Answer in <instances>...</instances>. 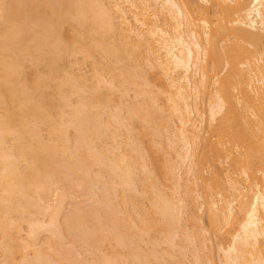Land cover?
Wrapping results in <instances>:
<instances>
[{"label": "bare ground", "instance_id": "obj_1", "mask_svg": "<svg viewBox=\"0 0 264 264\" xmlns=\"http://www.w3.org/2000/svg\"><path fill=\"white\" fill-rule=\"evenodd\" d=\"M203 233L264 264V0H0V264H214Z\"/></svg>", "mask_w": 264, "mask_h": 264}, {"label": "rangeland", "instance_id": "obj_2", "mask_svg": "<svg viewBox=\"0 0 264 264\" xmlns=\"http://www.w3.org/2000/svg\"><path fill=\"white\" fill-rule=\"evenodd\" d=\"M84 70H85V71H89V65L86 64ZM148 73L151 74L152 72L149 71ZM88 75H89V74H88ZM129 95L132 96V95H133V92H132V93H129ZM132 97H133V96H132ZM132 97H129V98H131V99H129V101H128V102L131 103V104L133 103L132 101H134V99H135V98H132ZM135 100H136V99H135ZM207 123H208V122H207ZM207 123L205 122V125H204V126H206ZM137 128H138V127H137ZM137 128H136V130H137ZM140 129H141V130H140ZM140 129H139V131H144V129H142V128H140ZM139 131H137V132H139ZM144 132H145V131H144ZM144 132H141V133H144ZM137 137H138V140H139V139H140L139 136H137ZM135 138H136V137H135ZM136 139H137V138H136ZM152 139H154V143L157 142V143H155L156 146H154V145H155L154 143H151L149 147H150V150H151L152 154L150 153V154H148V155H146V154H144V155H146V156H145L146 159L148 158V166H149V169H152V170H153V174L155 175L156 180L158 179L157 182H158V184L160 183L159 185H160L161 189H165V191L169 193V189H171V187H172V186H171V181H172V180H171V181L168 180V178L171 177V174H170V172H169L170 169L168 170V168L171 166L170 163H173V164H174L173 166H175V168L177 167L176 164L174 163V161H175L176 159H174L175 156L172 158V153H170L172 150H170V151L168 150V152L171 154V156H169L170 159H171L172 161H173V160H174V161L172 162V161L170 160V163H169V164H168V162H166V161L164 162V161H163V157H162V152H160L161 149H160V150L158 149V146H160V145L162 144L161 141H160L159 139H156V140H159V141H155V138H152ZM143 142H146V140L143 141ZM158 142H160V145L157 146ZM141 143H142V142H141ZM141 143H140V144H141ZM164 143H165V142H163V144H164ZM138 144H139V142L137 143V145H138ZM144 144H145V143H144ZM163 144H162V146H163ZM165 144H166V143H165ZM165 144H164V145H165ZM177 145H179V144H177ZM177 145L175 144V147H176L175 150H176V151L179 149V147H177ZM160 147H161V146H160ZM164 147H166V146H163L162 148H164ZM177 148H178V149H177ZM175 150H174V152H175ZM166 151H167V150H166ZM174 152H173V154H175ZM156 159L159 160L158 162H159V167H160V168L157 167V169H161L162 173H160L161 171L155 169L156 165H154L153 160H155V162H156ZM146 162H147V160H146ZM176 163H177V161H176ZM157 165H158V164H157ZM173 166H172V168H173V170H174L175 168H174ZM167 170H168V172H167ZM168 174H170V175H168ZM182 176H184V175H182ZM188 177H189V176H188ZM186 178H187V177H186ZM189 178H191L192 181L194 180V179H192L193 177H189ZM182 179H183V178H182ZM191 180L189 179V181H188V179H187L188 183H190ZM182 181H183V180H182ZM188 183H186V185H187V187H188V186L190 187L191 184L188 185ZM74 189H75V188H72V192H71L72 194L70 193V195H74V196L76 197V196H78V195H76V193L79 194V192H77V190L75 189L76 192L73 194V190H74ZM70 190H71V189H70ZM70 190H69V191H70ZM75 190H74V191H75ZM74 196H73V197H74ZM77 198H79V199H75L76 202H75V201H73V202H72V201H70V202H69V201H65V202H64V205H62L64 211L67 210L68 208H70L68 205H70L71 203H73L74 206H77V205H75V203H76V204L78 203L77 200L79 201L80 199H82V198H80V197H77ZM72 200H73V199H72ZM138 201H139V200H138ZM79 202H80V201H79ZM200 202H201V200H200ZM201 203H202V202H201ZM73 204L71 205L72 207H74ZM191 205H192V204H189L188 206L191 207ZM196 205H198V204H196ZM192 206H195V204L193 203ZM64 207H65V208L67 207V209H65ZM196 207H197V208L199 207V209H200V204H199V206H195V208H196ZM197 208H196V210H197ZM70 209H71V208H70ZM70 209H69L68 211H70ZM146 209H147V208H146ZM71 210H73V208H72ZM100 210H101V209H100ZM196 210L193 211V209H192V212H191V210H186V211H188V212H191V214H192V213L194 214V212H196L194 215H195V217H197V220H196V219L193 220V221H196V222H195L194 225H192V226H196V227H198V225H200V227L205 228L206 230L209 229L208 221L206 220L207 218L205 217L206 215H205V213H203L204 210L202 209L203 212H202V211H196ZM200 210H201V209H200ZM65 212H66V211H65ZM65 212H64V213H65ZM193 214H192V216H191L190 213H189V216H188V213H187V215H186V212H185L184 216L186 215V218H187V219H188L189 217H190V219H191V217L194 218V217H193V216H194ZM120 216H121V215H120ZM149 217H150V215H149ZM191 220H192V219H191ZM191 220H189V221L191 222ZM189 221H188V222H189ZM193 221H192V223H193ZM188 222H187V223H188ZM189 224H190V223H189ZM194 228H195V227H193V229H191V230H194L193 232H197L198 230H197L196 228H195V229H194ZM195 230H196V231H195ZM207 231H208V230H207ZM42 232H43V231H42ZM39 233H40V232H39ZM206 233H208V232H206ZM206 233H205V234L203 233V235H206V237H207L210 241H208L206 238H202V237L200 236V238H202V239H206V241L204 240V242L207 243V245H204V247L201 245L203 248L206 247L205 249H202V251L205 250V252L203 251V252H204L203 254H204V256H205V254H209V255L211 256V258H212V259H210V256H209V259H210L214 264H218V262L220 263L219 258H220V260L222 259V258H221L222 255L220 254V252H219V250H218V247H219V245L224 246L225 244H227V242H226L227 240H226V239H222V240H221V238H218L219 235H218L217 237H215V236H212V234H211V236H210V235H208V234H206ZM38 235H39V234H38ZM49 236H50V235H48L47 233H41L38 237H39V239L42 238V240H40V241H44V239H46V238H49V239L51 238V239H50V241H51L54 237L52 236V237H53V238H52V237H49ZM66 236H68V235H66ZM66 236H65V239H66ZM70 237H72V236H70ZM182 237H183V236H182ZM182 237H180V238H182ZM180 238H178V240H179ZM200 238H198V239H200ZM70 239H71V238L68 237V240H69V241H70ZM68 240L66 239L65 242H67ZM178 240L176 239L175 241H176V242H180V243L182 244V241L184 240V237H183L182 240L180 239L181 241H178ZM47 241H49V240L47 239ZM52 241H54V240H52ZM69 241H68V243H69ZM185 241H186V240H184V242H183L182 245H186L187 241H186V243H185ZM198 241H199V240H198ZM63 242H64V240H63ZM63 242H62V244H63ZM176 242H175V243H176ZM52 243H53V242H52ZM68 243H67V244H68ZM71 243L73 244V242H71ZM74 243H75V242H74ZM180 243H179V244H178V243L176 244L177 247H178V245H179V248L175 249V251L178 250V251H177L178 253L175 252L174 249H173V250H170L171 252L174 251V255H175V256H174V259H175V260L172 259V258L169 259V260H171V264H172V261H173V260H174V262H175L176 260H177L178 262L182 260V261H181L182 263H183V260H184V261H185L184 264H190V261L193 262L192 260H190V259L192 258L191 255L193 254V252H192V250H191L192 247H189L190 244H187V245H186L187 248L189 247L190 249L188 248V249H185V250H189V251H183V250H184V249H182L183 246H182ZM198 243H199V242H198ZM198 243H197V244H198ZM67 244H65V245H67ZM69 244H70V243H69ZM69 244H68V247H67V248H70V247L72 248V244H71V246H70ZM204 244H205V243H204ZM65 245H64V246H65ZM74 245H75V244H74ZM74 245H73V246H74ZM188 245H189V246H188ZM199 245H200V244H199ZM199 245H198L197 248H198V251H199V250L201 251V249L199 248V247H201V246H199ZM64 246H62V247H64ZM69 246H70V247H69ZM112 246H113V245H111V250H110V251H112V249L115 248L114 246H113V248H112ZM142 246H143V245H142ZM160 246H161V248H162L163 245H160ZM164 246H165V245H164ZM164 246H163V247H164ZM180 246H181V248H180ZM225 246H226V245H225ZM74 247H75V246H74ZM76 247H77V246H76ZM108 247H109V246H108ZM108 247L106 246V248H105L106 251L110 249V247H109V249H107ZM145 247H146V246L144 245V248H145ZM165 247L167 248V246H165ZM142 248H143V247H142ZM144 248H143V249H144ZM161 248H160V249H161ZM166 248H164V249L162 248V250H167L168 248H167V249H166ZM184 248H185V246H184ZM64 249H65V248H64ZM73 249H74V248H73ZM73 249H72V250H73ZM75 249H76V248H75ZM75 249H74L73 251L76 252V251H78L79 248L77 247V250H75ZM160 249H158V250H160ZM179 249H180V251H182V252H180ZM66 250H67V249H66ZM66 250H64V251H66ZM69 250H71V249H69ZM72 250H71V252L68 251V254H69V252H70V253H71V256H72V253H74ZM79 250H80V249H79ZM114 250H115V249H114ZM117 250H118V249H116V251H117ZM120 250H121V249H120ZM80 251H82V249H81ZM80 251H79V252H80ZM106 251H105V252H106ZM110 251H109L110 254L113 253V252H110ZM122 251H126V250H121L119 253H121ZM170 251H169V252H166V251H165V253H170ZM200 251H199V252H200ZM202 251H201V252H202ZM66 252H67V251H66ZM159 252H160V251H159ZM161 252H162V251H161ZM179 252H180L181 254H183V255H184L185 252H187V253L183 256V255L179 254ZM109 253H108V254H109ZM117 253H118V251H117ZM119 253H118V254H119ZM122 253H124V252H122ZM122 253H121V254H122ZM188 253H190L191 255L188 254ZM113 254H114V253H113ZM125 254L127 255L128 253L125 252ZM170 254H171V253H170ZM172 254H173V252H172ZM172 254L170 255L171 257L173 256ZM177 254H178V256H177ZM203 254L200 253L201 256H203ZM119 255H120V254H119ZM126 255H125V256H126ZM168 255H169V254H168ZM168 255H167V256H168ZM179 255H180V256H179ZM71 256L69 255V257H71ZM122 256H124V255H121V257H122ZM125 256H124L123 258H127V257H125ZM170 256H169V257H170ZM182 256L184 257V259H183ZM175 257H176V258H175ZM185 257H186V258H185ZM123 258H121V260H123V261L126 262L127 260H125V259H123ZM206 258H207V255H206ZM54 259H56V258H54ZM188 259H189V260H188ZM204 259H205V258H204ZM205 260H206V259H205ZM211 261H210V263H211ZM125 262H124V263H125ZM128 262H129V260H128ZM128 262H127V263H128ZM174 262H173V263H174ZM178 262H177V263H178ZM187 262H188V263H187ZM169 263H170V261H169ZM205 263H206V262H205ZM205 263H203V264H205ZM175 264H176V263H175ZM207 264H209V263H207Z\"/></svg>", "mask_w": 264, "mask_h": 264}]
</instances>
